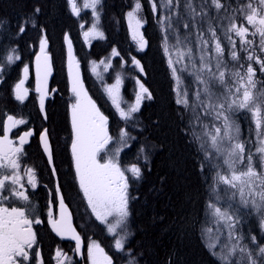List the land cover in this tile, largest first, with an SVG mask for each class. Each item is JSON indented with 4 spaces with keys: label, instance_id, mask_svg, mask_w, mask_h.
<instances>
[{
    "label": "snow or ice",
    "instance_id": "obj_1",
    "mask_svg": "<svg viewBox=\"0 0 264 264\" xmlns=\"http://www.w3.org/2000/svg\"><path fill=\"white\" fill-rule=\"evenodd\" d=\"M100 2L101 0H85L84 3L85 8L93 10L92 14L97 23L99 20L97 6ZM150 2L153 13H156L158 8L162 11L157 23L163 34V50L168 57V66L176 81V87L173 89L177 94L176 103L183 105L185 111L191 110L190 134L204 153L205 162L211 164L215 170L212 185L215 202L208 204L211 210L210 222L217 225V233L227 229V241L221 243L220 251L213 252V255L218 258L220 264H264V245L257 244L256 236L251 237L250 244L242 243L243 237L238 234L237 229V225L241 222L237 214L240 210L233 209L230 203L238 194L240 206L259 215V225L264 231V81L256 78L257 72L264 73V55H261L264 54V0H247L246 3L238 6H233L225 0H199V4L196 0H182V2L161 0L159 5L152 0ZM67 4L73 15H79L77 0H67ZM141 10L140 0H135L132 10L127 14L130 27L133 21L137 28L141 26L142 21L137 15ZM212 10H215V16L211 14ZM40 11L41 9L36 7L33 9V14L38 16ZM182 20L185 29L195 28V42L190 39L191 31L181 38L178 25ZM223 21H227V24L224 25ZM29 22H32L30 18L25 19V23L18 26V34L25 32ZM2 24L4 21L0 20V25ZM218 27L223 28V36L229 46L227 49L222 45L217 34ZM172 33H176L175 43H171ZM90 34L103 38V33L95 23L91 32L84 33L86 38ZM256 36L259 37L258 45L249 39ZM234 37L238 38V41ZM133 38H137L136 33ZM64 39L68 43L71 91L76 97V102L71 106V155L75 177L96 219L108 223V218L114 217V222L110 223L108 231L116 234L118 228L125 226L129 216L130 181L140 180L143 175L142 169L136 164L126 169L122 168L117 159L121 151L120 147L108 154V146L113 141V137L109 135L108 118L100 112L84 90L83 82L79 79L78 64L76 73H73L74 58L71 41L67 35ZM137 42L140 50H143L147 43L142 35ZM39 43L40 53L36 56V91L40 94V110L44 112V98L47 94L46 77L50 73L51 66L45 51L48 44L46 37L42 36ZM257 50L260 54H257ZM241 52L246 55L242 57ZM112 54L118 55L115 49ZM5 59L6 63L11 65L20 57L15 55L13 49ZM229 60L233 62L231 67ZM242 60L248 63L245 65ZM132 63L143 72L138 60L133 58ZM254 64L259 65V68L256 69ZM176 65L181 67L177 69ZM95 70L94 64L93 72ZM2 71L3 69L0 68V72ZM186 71L194 78L193 82L196 85V90L191 96L187 89L182 90L180 87L183 81L178 72ZM23 72L26 78L27 65ZM121 82L117 75L115 84L106 86L105 91L120 118L127 121L132 118L133 113L139 111L143 99L151 100L153 97L149 89L137 80L139 91L136 93L135 103L125 111L121 107L119 96ZM23 84L24 79H21L13 89L15 99L21 103L27 95ZM238 111L248 112L255 125L257 137L254 145L255 153L246 148L245 142L240 137V127L232 118ZM23 123L24 120H16L8 116L7 121L3 122V135L0 136V264H31L33 259L36 264H42L39 250L33 249L36 234L32 225L39 224L40 220H33L26 207L16 204L19 201L22 205L29 200L21 184L20 169L21 157L24 154L23 146L33 133L27 131L20 136L17 146L9 139V132ZM127 136L128 133L121 129L119 142L123 146H126ZM40 142L51 165L54 161L47 130L40 134ZM101 153L105 155L101 156ZM213 161L215 164H212ZM24 172L28 176V183L34 188L36 186L34 169L25 167ZM53 174L55 175L54 169ZM219 185L225 187L219 189ZM222 199L228 203V208L218 206V202ZM49 215V223L53 231L60 236H71L76 241V250L79 252L81 240L72 227L70 215L62 198L60 218L57 220L52 218L51 213ZM203 231L207 235L212 233V228L206 227ZM216 239L219 240L220 237L217 236ZM126 240L127 235L114 239L116 251L125 250ZM209 247L215 248L216 243H211ZM62 255L58 250L57 264H65L67 258L61 260ZM88 260L90 264H113V259L95 241L88 246ZM128 264H138L135 256L128 260Z\"/></svg>",
    "mask_w": 264,
    "mask_h": 264
},
{
    "label": "trees",
    "instance_id": "obj_2",
    "mask_svg": "<svg viewBox=\"0 0 264 264\" xmlns=\"http://www.w3.org/2000/svg\"><path fill=\"white\" fill-rule=\"evenodd\" d=\"M140 2L144 24L143 37L147 42L143 50L137 49L126 24V15L135 0H101L97 12L103 38L101 41L84 45L81 42L79 22L89 24L90 20L86 16L87 13L84 14V18L75 17L67 0H0V20L4 21V24L0 25V65L13 49L17 52L21 44L26 45L23 50V53H26L24 57L32 55L28 47L31 45L36 48L42 36L48 41L53 59L59 62L65 57L64 37L68 35L76 56L83 65L84 88L88 97L108 118L109 135L114 140H119L121 129L128 133L125 139L130 146L121 155L123 168L136 164L142 169V178L132 180L129 184L131 198L126 222L127 249L123 254L125 262L135 256L138 264H220L218 258L213 255V252H219L220 249L217 241H215L217 249L209 247L213 243V235H218L221 241L224 233L227 234L225 229H222L224 233L222 231L217 233L214 223L210 222L211 210L208 204L215 202L212 191L215 170L211 164L205 162L204 153L190 134L191 110L185 111L183 105L176 103L177 94L173 90L176 81L168 66V57L163 50V34L157 23L162 11L158 8V11L153 13L150 0ZM237 2L239 0H233L231 4L236 6ZM196 3L199 4V0H196ZM36 7L41 9L38 16L33 14ZM211 14L216 15L215 11ZM28 18L32 22L26 25L24 33L18 34V26L24 24ZM183 23L182 20L178 25L181 38L191 31L190 39L195 42V28L185 29ZM175 35L176 33H172L171 43H175ZM222 45L225 46L224 43ZM113 49L118 53L113 58V66L125 67L129 78L140 80L153 97L151 100L145 99L139 111L133 113L132 118L127 121L113 114L103 91V82L94 78L89 71L91 60L97 62L104 56L106 58L113 53ZM196 56L198 61V52ZM225 56L227 59L226 53ZM133 58L140 62L144 71L143 78L132 63ZM23 62L30 61L23 58ZM176 67L179 69L181 66ZM185 73L193 78L187 71ZM188 81L189 79L185 77V82ZM133 87L134 85L129 82L125 83L123 89L125 98H131ZM192 88L195 92L193 84ZM58 91L67 104L61 100L57 107V165L61 164V159H65L64 151L61 149L71 134L68 123V104L71 97L60 88ZM232 118L239 125L240 137L247 145L248 134L251 133L245 130L247 114L238 111ZM212 164H215V161ZM224 187L218 186L219 189ZM230 203L233 209L240 210L237 214L241 222L237 229L244 233L242 242L250 244L251 237L256 236L257 244L264 245V235L259 233L261 230L259 228L257 230V225L255 231L247 232L248 227L255 228L250 223L252 216L243 213L239 200L234 199ZM218 206L228 208V203L222 199ZM84 219L88 224L91 222L90 227L94 226L85 206ZM212 226L216 233L210 240L203 230Z\"/></svg>",
    "mask_w": 264,
    "mask_h": 264
},
{
    "label": "flooded vegetation",
    "instance_id": "obj_3",
    "mask_svg": "<svg viewBox=\"0 0 264 264\" xmlns=\"http://www.w3.org/2000/svg\"><path fill=\"white\" fill-rule=\"evenodd\" d=\"M152 2H156L159 5L161 0H152ZM222 23L226 25L227 21H223ZM217 34L227 49L229 46L227 40L223 36V28L218 27ZM234 39H237L238 41V38L234 37ZM249 39H252L255 44H259L258 36L249 37ZM39 45H37L36 48H33L30 45L28 49L32 52V55L29 54L24 57L26 53H23V50L26 48V45L21 44L17 48L18 51L15 52V55H18L20 59L15 60L11 65H8L6 59H3V63L0 65V68L3 69V71L0 72V136L3 135V122L7 121L8 116H12L16 120L25 121V123L17 125L9 132V139L12 140L14 144L19 146V137L25 132L31 131L33 133L31 137L27 138L28 142L23 146L24 154L21 157L20 169L21 184L23 185V190L28 194L29 200L22 205L21 202H16L17 205L24 206L28 209L30 218L33 220H40L39 224L34 223L32 225L33 231L36 234V243L33 245V249L39 250L42 264H57L56 253L58 250L63 254L60 257L61 260H65V257L67 258L65 264H90L88 260V246L95 241L100 244L104 251L113 259V264H128L127 261L125 262L123 255L127 249L126 245L125 250L122 252L116 251L114 247V239L118 238V235H99L96 234L93 229H90V226H88L89 224L84 226V195L80 190L78 181L73 173V159L70 146L72 140L71 134L69 140L63 143L64 147L61 149L64 151L65 159H61V164L58 163L57 165L56 163L57 107L61 103V100L62 102L65 101L58 89L60 88L64 90L65 94H68L70 97V94L73 95L70 89L67 88V83L69 85L70 79L69 53L66 50L64 59H60L59 62H56L57 59H53L50 54V47L47 44L45 51L49 56L53 75L47 87V96L44 101V112H41L39 104L40 94L36 91L37 83L33 72V63L35 56L38 53ZM237 48L239 49L238 43ZM257 54H260L258 50ZM240 55L243 57L246 53L241 52ZM72 57L74 58L73 71L76 73V65L78 64L79 79L83 82L84 87V70L82 62L78 60L75 51ZM23 58L30 62L24 63ZM241 62L245 65L248 63L246 60H242ZM232 63L233 62L229 60L230 67ZM26 65L28 66V73L25 78L23 69ZM254 67L258 69L259 65L254 64ZM240 70L244 71L245 69ZM180 77H182V79L185 78L181 73ZM256 78L257 80L264 81V73L257 72ZM21 79H24L23 88L27 90V95L23 103L15 99L13 91L15 84ZM193 87L194 90H196L194 82ZM65 103L67 104L66 101ZM71 106L72 103H69V128L71 121ZM244 112L248 116L246 119L247 127L245 130L246 132L251 131V133L248 134L249 137L247 139L248 143L246 147L255 153L254 145L257 139L255 125L252 123L250 114L246 111ZM45 130L48 132L49 144L53 154L54 162L52 163V166L48 164L41 149L40 134ZM25 167L33 168L35 171L36 186L34 188L28 183V176L24 172ZM53 169L55 170V175L53 174ZM57 188H59V195H57ZM61 198L70 214L72 226L75 229L76 234L80 237L81 246L79 252L76 250V241L65 236L57 235L49 223L50 213L52 218L57 220L60 218ZM243 213L252 216V220L250 221L251 226L256 227L257 225L258 230L260 220L259 215L256 213L253 214L252 211L245 208H243ZM259 233L264 235L261 231ZM31 264H36L35 259L32 260Z\"/></svg>",
    "mask_w": 264,
    "mask_h": 264
},
{
    "label": "rangeland",
    "instance_id": "obj_4",
    "mask_svg": "<svg viewBox=\"0 0 264 264\" xmlns=\"http://www.w3.org/2000/svg\"><path fill=\"white\" fill-rule=\"evenodd\" d=\"M240 1H241V3H246L247 2V0L246 1L239 0V2H237L238 5L240 4ZM225 2L231 4L233 2V0H225ZM84 3H85V0H77V5L80 8V13H79V15L76 16L77 18H84V13H87L86 16L90 20L89 24H86L85 22H84V24L79 22V25H80V28H81V42H82L83 45H84V43L90 44L93 41H101L102 40L101 38L95 37V36H93L91 34L89 35L88 38H86L85 35H84L85 32H91V29H92L94 23L97 25V28L99 29V31H101L100 27H99V24L96 21V18L92 14L93 10L91 8H85L84 7ZM238 5H236V6H238ZM131 10H132V8H131ZM137 15H138V18L142 21L141 26L139 28L136 27L135 21L132 22V26L130 27L128 15H126V24H127L128 33L130 34L131 39L135 43L137 49L140 50L137 41H138L140 35L143 36V26H144V24H143V19H142V16H141V11ZM134 33H136V36H137L136 39L133 38ZM104 57L100 58L99 61H97V62L91 60L90 64H89V71H90L91 75L94 78H96L98 81H102L103 82V91H104V94H105L109 104L112 107L113 114H115L116 116H118V118H120V115L117 112L116 108L114 107V105L112 103V100L109 98L107 92L105 91V88H106V86H110V85L115 84L116 77H117V75H119V77H120V79L122 81L121 84H120V87H119L120 103H121V107L125 111H127L129 106L135 103L136 93L139 91V86L137 85V80L138 79L135 80V79L129 78V76L127 75V72L125 71V67H123V66H122L123 68H115L113 66V58L115 57V55H113L112 53H110L106 58H104ZM101 61H103V63H101ZM94 64L96 66L95 72H93V65ZM136 70H138L137 67H136ZM73 73L75 74L74 71H73ZM181 74H183L184 77L188 78L189 81L185 82V78L182 79V77H181V80L183 81V83L180 85V87H181L182 90L183 89H187L189 91L190 96H191V94L194 93L193 88H192V84H193V79L194 78L188 77L185 72H182ZM126 82H129V83H131V85H134V87L132 88V94H131V98L130 99L125 98L124 95H123V89H124V86H125ZM67 88H69L70 91H71L70 79H69V85L67 83ZM84 90H85V88H84ZM71 93H72V91H71ZM70 95H71V102L70 103H72V105H73L76 102V97L74 96V94L73 95L70 94ZM143 103H144V99L141 101L140 106ZM70 119H71V111H70ZM210 119L211 118H209V120ZM70 129H71V135H72L71 121H70ZM125 140H126V146H123L119 142V140H114V139H113L112 142H110V144L108 146V154H111L112 150L117 148V147L121 148V151H120L119 156H118L117 159L119 160V163H120L122 168H123V166H122L121 155H122L123 151L126 150L130 146V143L127 141V139H125ZM71 143H72V140H71ZM71 143H70V146H71ZM104 155H105V153H101V156H104ZM73 173H74V177H75L74 162H73ZM237 197H239L238 194H237L235 199L239 200V198H237ZM84 206L89 212V218L94 222V226L93 227L91 226L90 229H93L96 234H103V235L112 234V235H115L113 233H109V231H108V227H109L110 223L114 222V217H109L108 218V223H102L101 221L96 219V217L93 214L92 209L89 207L85 197H84ZM126 222H127V220H126ZM90 223L91 222H89V225H88L87 220L84 219V226H86V224L88 226H90ZM214 226H215V229H216L217 225L214 224ZM259 228H260V225H259ZM212 229H213V226H212ZM225 230H227V229H225ZM255 230H256V227L254 229H251L250 227L247 228V232L248 233H251V232H253ZM260 230H261V228H260ZM261 232L264 234V231L261 230ZM214 233H216V232L214 230H212V233L207 234L209 236L210 240H211V237H212V235ZM222 233H224V232L222 231ZM242 233H243V231L238 230V234L240 236H242ZM116 235H118V236L127 235L126 224H125L124 227L117 229ZM217 236L213 235V243H215V241H217L218 245L220 246L221 243L227 241V234L224 233L223 239L221 241L216 239ZM125 245H126V243H125ZM215 248L217 249V247H215ZM218 251H220V249Z\"/></svg>",
    "mask_w": 264,
    "mask_h": 264
},
{
    "label": "water",
    "instance_id": "obj_5",
    "mask_svg": "<svg viewBox=\"0 0 264 264\" xmlns=\"http://www.w3.org/2000/svg\"><path fill=\"white\" fill-rule=\"evenodd\" d=\"M74 16H77V15H74ZM68 36V35H67ZM69 38V37H68ZM69 40L71 41V39L69 38ZM64 45H65V48H66V50H67V52H68V43L65 41V39H64ZM71 50H72V55L74 54V47H73V44H72V41H71ZM40 53V46H39V49H38V53L37 54H39ZM37 54H36V56H37ZM36 56H35V59H34V63H33V72H34V76H35V79H36V83H37V68H36ZM47 57H48V63L50 64V59H49V56L47 55ZM141 65V64H140ZM50 66H51V64H50ZM142 67V66H141ZM138 71H139V74H140V76L143 78L144 77V71L143 72H141L139 69H138ZM52 75H53V71H52V67H51V70H50V73L47 75V77H46V89H47V87H48V83H49V81L51 80V78H52ZM141 83V82H140ZM46 96H47V94L45 95V98H44V101H45V99H46ZM41 149H42V152H43V154H44V156H45V158L47 159V154L46 153H44V151H43V145L41 144ZM47 161H48V159H47ZM49 164V163H48ZM50 165V164H49ZM50 166H52V164L50 165ZM68 212V211H67ZM68 214H69V212H68ZM70 215V214H69ZM71 218V217H70ZM72 224V223H71ZM73 227V226H72ZM74 229V228H73ZM65 237H68V238H70V239H72L71 238V236H69V235H64ZM72 240H74V239H72ZM75 241V240H74ZM80 246H81V244H80Z\"/></svg>",
    "mask_w": 264,
    "mask_h": 264
},
{
    "label": "bare ground",
    "instance_id": "obj_6",
    "mask_svg": "<svg viewBox=\"0 0 264 264\" xmlns=\"http://www.w3.org/2000/svg\"><path fill=\"white\" fill-rule=\"evenodd\" d=\"M126 248H127V245H126Z\"/></svg>",
    "mask_w": 264,
    "mask_h": 264
}]
</instances>
